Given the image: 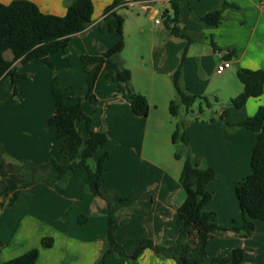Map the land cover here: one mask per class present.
Listing matches in <instances>:
<instances>
[{"label":"crops","instance_id":"1","mask_svg":"<svg viewBox=\"0 0 264 264\" xmlns=\"http://www.w3.org/2000/svg\"><path fill=\"white\" fill-rule=\"evenodd\" d=\"M12 1L0 0L6 4ZM31 1L44 13L65 15L67 12L68 0ZM113 1L93 0L92 23L71 37L64 52L50 55L56 72H66L65 75L57 73V77L64 88L67 103L77 102L86 92V75L81 55L102 54L105 47L115 44L120 38L115 17L110 12L105 13ZM158 1L163 6L170 3L169 0H124L113 11L124 17L122 8L141 3L154 16L159 12L154 5ZM227 1L238 8L228 6L219 25L208 24L202 16L214 10L222 0H185L181 6V25L186 27L190 35L202 32L205 39H210L214 62H217L214 72L224 80L232 78L240 67L264 69V0ZM161 23L162 21L157 24ZM223 27L227 29L226 34L222 33ZM125 28L126 19L124 34ZM139 32L144 31L141 29ZM217 33L222 38L226 37V40L220 38L219 43L216 40ZM152 37V54L156 59L164 57L166 60L172 55L174 46L182 49L186 41L188 43L186 38L168 33L165 35L164 32H158ZM198 43L194 40L190 43L189 54L196 52V58L204 66L201 61L211 53V47L206 41L202 45ZM231 48L237 51L236 57L231 59V66L221 74L217 73L218 65L226 59L225 53ZM123 53L124 50L120 55L121 61L132 73L130 83L125 85V92L119 91L118 84L108 79L103 70L95 87L96 98L82 101L84 111L92 119L93 128L105 131L109 138L105 147L99 149L88 163L95 169L99 157L108 151L102 184L106 188L117 190L121 195L129 196L126 200L113 203V208L120 214L116 235L118 242L146 237L157 244L169 246L177 237V213L185 199L180 178L184 162L176 158V163L165 159L166 150L163 146L166 145L163 142L162 146L158 139L164 140L166 134L170 135L167 128L165 136L161 135L165 121L154 117L159 104L145 89L137 85L139 82L135 79L133 66L123 57ZM16 66L19 72L27 74L16 82L19 99L9 102L14 91L12 84L0 87V142L7 151L6 157L8 160L25 159L38 163L46 162L52 157L59 159L61 153L56 131L47 124L54 112L51 71L40 59L24 64L18 61ZM176 69L174 63H163L161 67L152 70L154 74L144 71V76L155 83L156 74L173 75ZM164 81L166 82V77ZM196 81L195 77L192 81L188 73L182 71V85L188 91L194 90L191 84ZM78 83L81 84L80 93H75L74 88ZM129 87L148 97L150 111L147 116H139L133 112L127 91ZM242 90V82H236L233 96ZM162 95L165 97L163 100H168L169 103L173 100L171 96L166 97L165 87ZM260 105H264V93L258 99L250 98L240 109L233 107L239 112L227 108L228 115L225 119L219 118L223 111L217 114L218 117H213V120L212 117L188 119L184 112L176 117L183 120L184 128L191 137L193 160L216 171V177L207 185L212 197L205 210L215 212L217 223L223 229L196 233L195 245L200 249L203 263L240 247L244 251L245 264H264V220H255V230L247 237L233 229H224L230 225L241 226L246 218L239 205L236 186L252 172L251 157L258 134L236 124L255 114ZM77 129L86 140V124L78 122ZM147 132L150 133V147L146 148ZM157 146H161L159 150ZM86 174V169L79 167L65 173L54 186L36 183L22 189L13 205L0 210V264L35 247L39 248L37 264H95L106 239L107 202L90 192L79 191ZM6 180L11 193L16 191V181L10 177ZM43 237H53L54 244L51 247L43 246ZM139 263L177 264L172 258L158 257L150 249L143 253ZM106 264L128 262L123 257L112 254L107 258Z\"/></svg>","mask_w":264,"mask_h":264},{"label":"trees","instance_id":"2","mask_svg":"<svg viewBox=\"0 0 264 264\" xmlns=\"http://www.w3.org/2000/svg\"><path fill=\"white\" fill-rule=\"evenodd\" d=\"M172 13L167 9L163 19L168 34L186 38L181 63L173 74V83L178 99L170 102V113L178 117L181 107H184L185 115L193 113V105L198 98L205 101L208 107L211 103L205 96L190 93L182 85V69L190 43L194 40L188 34L186 27L181 25V6L185 0H169ZM124 3V0H114L105 10L116 19V29L120 35L119 40L105 47L102 54L81 55V61L85 70L86 92L75 103H67L64 88L60 85L55 66L50 55L64 52L71 37L85 30L93 21V0H68L65 15L44 13L39 6L31 0H13L6 4L0 2V87L7 84L13 85V95L9 102L19 99L16 82L20 77H26V73L18 71L16 62L27 63L40 59L51 71L52 96L54 100V112L48 118L47 124L56 131L57 143L61 153L59 159L50 158L46 162L38 163L31 160H8L7 151L0 142V210L5 206L13 205L19 198L22 189L36 183L43 182L48 186H54L61 181L68 171H75L79 167L86 169V179L79 191H87L107 202L108 228L105 242L95 264H106L110 255L123 257L128 264H140L139 259L143 253L150 249L160 258H172L177 264H245L244 251L237 247L229 254L215 257L203 263L200 259V249L195 245V235L198 231L215 232L221 228L216 220V214L205 210L211 200L212 193L207 185L216 177V171L212 167H204L193 160L191 152V137L184 128L183 120L176 123L172 133L174 144L183 143L185 153L175 152L176 159H183L181 171V185L185 192V199L178 209L176 226L177 237L172 245L157 244L153 239L138 237L135 239L118 242L116 235L119 226L120 214L113 208V203L128 199V195H121L115 189H109L102 184V175L106 169L105 162L109 152L103 153L97 162L95 169L91 168L88 161L97 151L108 142L105 131L95 130L91 117L84 111L82 101L96 98L95 87L100 73L105 70L106 77L118 84L119 91L125 92V85L132 78L131 70L120 59V54L125 48L124 17L113 11L114 8ZM238 8L227 0L202 16L210 25H219L224 18V11L228 7ZM217 48L216 44H214ZM11 51L12 59H7L5 53ZM235 49H228L226 59L236 57ZM237 76L243 84V90L231 98L232 105L238 109L244 107L250 98H260L264 93V69H249L240 67ZM130 94L133 112L139 116H147L150 110L148 97L136 91L133 87L127 89ZM204 108L200 106V111ZM228 111L224 110L220 119H225ZM194 119H201L195 115ZM214 118L212 117L211 120ZM84 122L88 130V138L83 139L77 129V123ZM257 132L258 140L251 157L252 172L238 183L236 194L241 210L246 215L241 226L230 225L224 229H233L242 236H250L255 230V220H264V105H260L252 116L237 123ZM13 178L18 184L16 191L11 193L7 178ZM1 243V240H0ZM54 244L53 237H43L42 245L51 247ZM39 248H32L25 253L6 260L3 264H37Z\"/></svg>","mask_w":264,"mask_h":264},{"label":"rangeland","instance_id":"3","mask_svg":"<svg viewBox=\"0 0 264 264\" xmlns=\"http://www.w3.org/2000/svg\"><path fill=\"white\" fill-rule=\"evenodd\" d=\"M154 5L156 8L159 9V12L154 16H151L152 11L143 8L141 3H134L133 6L121 9V13L124 14V18L126 19V32L124 34L125 48L123 57L127 59V62L133 66L135 72V79L139 82L137 85L145 89V91L149 93L153 97V99H155L159 104V109L157 110L154 117L156 119H162L165 121V127L161 130V135L165 136L164 131L167 128L168 134L170 136L166 134V138L164 140L163 138H160L158 139V141H160L162 146L163 142L166 145L163 146L166 150V154L164 153V156L166 155L165 159L170 160V162L176 163L177 161L175 159V152L181 151L182 153H185L186 151L183 143L174 144L172 142V133L175 130L176 123L180 120V118H176L171 115L169 109L170 103L168 102V100H163V98L165 97H163L162 95L163 88L165 87L166 97L171 96L173 97V99H178L176 89L173 83V75L168 74L164 76L158 73L155 75L157 78L156 82L152 83L148 80V78H145L144 71L154 74V71L152 70L158 66L161 67L163 63L170 65H173L174 63L175 67L178 68L181 63V58L183 56L185 47L187 45V41L182 49H180L178 46H174L172 55L166 58V60H164V57L162 59L153 58L154 54H152L151 45V40L153 38L152 36L156 35L158 32H164L165 35L166 33H168L162 14L167 9L170 11V13H172L171 4L169 2H167L163 6V3L161 1H158ZM156 18H159L162 23L157 24L155 20ZM141 29H143V33L139 32ZM226 30L227 29L223 27L222 33L226 34ZM192 37L194 38L195 42H199L198 45H202L203 41L208 42L209 46L211 47V53L206 55L205 59L201 61L204 64V66H201L199 60L196 58V52L193 51L192 55H190L188 50L182 71L188 73V77L190 80L193 81L194 77L197 79L195 84H191L194 90L192 92H189L199 96L207 97V99L211 103V107H208L203 99L198 98L196 103L193 105V113H189L187 115V118H194L195 115H200L203 119L218 117L217 114L220 111H224L227 110V108L234 107L232 105L231 98L234 97L233 93H235L234 91L236 82L239 83L240 81L237 76V72H235L233 77L229 80L219 78L214 72V68L217 62H214L215 57H213V50L211 46L212 43L210 39H205L204 34L202 32L193 34ZM220 38L222 37H220L219 33H217L216 40L219 41V43ZM222 40L225 41L226 37L223 36ZM5 56L7 58H11L13 57V54L9 50L5 53ZM142 63H144V65ZM200 72L202 74H200ZM56 73H58V75H60V73L61 75L66 74L64 70H59V72ZM164 77H166V82L164 81ZM80 87L81 84L78 83L77 86L74 88L75 93H80ZM201 105L204 108V111L202 113L199 112ZM232 110H234L235 112H239L236 111V109L234 108ZM183 112L184 107L182 106L181 113ZM168 121H171V123L169 124ZM149 137L150 133L147 132L145 145L146 148L150 147ZM160 147L161 146H157V149L159 150Z\"/></svg>","mask_w":264,"mask_h":264},{"label":"built area","instance_id":"4","mask_svg":"<svg viewBox=\"0 0 264 264\" xmlns=\"http://www.w3.org/2000/svg\"><path fill=\"white\" fill-rule=\"evenodd\" d=\"M156 22L160 23L161 20L159 18H156ZM232 62L230 59H224L217 67V73L221 74L224 70L229 68L231 66Z\"/></svg>","mask_w":264,"mask_h":264}]
</instances>
